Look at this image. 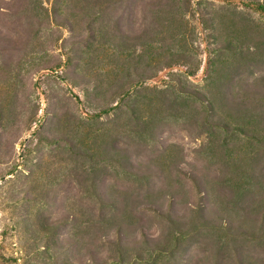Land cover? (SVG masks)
<instances>
[{
  "label": "rangeland",
  "instance_id": "rangeland-1",
  "mask_svg": "<svg viewBox=\"0 0 264 264\" xmlns=\"http://www.w3.org/2000/svg\"><path fill=\"white\" fill-rule=\"evenodd\" d=\"M167 2L109 12L114 46L96 53L85 49L87 31L71 32L59 20L66 15L76 24L78 9L0 0V264H264V243L242 233L239 213L259 198L257 187L238 194L229 185V168L209 153L201 102L156 69L169 59L201 64L193 77L177 70L172 77L204 89L212 33L202 19L223 33L233 20L246 47L255 44L252 27L264 31V17L239 1L201 0L198 12L178 9L172 38L162 40L148 4ZM119 50L147 51L137 72L116 67ZM248 58L241 83L264 86V57ZM139 75L148 80L120 101ZM109 105L118 108L90 115ZM234 117L227 104L221 120ZM191 173L208 190L202 199ZM229 217L230 230L214 229Z\"/></svg>",
  "mask_w": 264,
  "mask_h": 264
},
{
  "label": "trees",
  "instance_id": "trees-1",
  "mask_svg": "<svg viewBox=\"0 0 264 264\" xmlns=\"http://www.w3.org/2000/svg\"><path fill=\"white\" fill-rule=\"evenodd\" d=\"M196 1L198 2L194 5L193 0H168L166 5L160 4L155 5V7L153 3L148 4L153 9V15L160 27V34L164 36L162 40L172 38L170 34L173 33L180 20L176 17L178 9L186 7L199 11V1L201 0ZM218 1L229 3V5L233 4L234 1H239L240 5L264 17V0ZM134 2L141 6L143 0H54L57 7L54 6L53 8L54 10L60 9V4H63L66 5V10L78 9V14L76 10L71 14L74 18H78L76 24L66 15L59 17V20L64 21V25L71 32L74 31L75 27L87 31L85 49L87 52L98 53L107 50V45L111 48L114 46L109 43L110 34L106 31L107 25L104 22L107 14L121 8L124 4L125 7L132 8L136 6ZM202 21L204 28L206 27L205 29L212 33L205 41L203 74L206 77V88H185L176 78L173 79L172 75L175 70L184 72L189 77L195 76L200 70L201 64L188 62L186 58L169 59L164 64L157 66L156 69L158 74H163L164 78L178 84L181 92L201 102L205 111L204 123L211 133L209 153L218 164H224L225 167L229 168L231 172L229 185L235 188L238 194H241L242 191L249 193L253 187H257L255 194L260 195L259 198L253 197L250 202H247L246 209L239 211V213L243 212L246 218L241 231L251 235L253 240L258 243H264V86L243 84L240 77V72L250 67L248 57H262L263 59L264 31L252 27L256 35L255 44L245 47L242 44L243 41L240 40L241 37L236 32L237 24H234L233 20L225 22L227 33L220 32L213 19H202ZM207 22L209 23L208 26H206ZM163 47L167 48V45L162 44ZM92 48L93 50H90ZM168 52L170 53V49ZM115 53L118 69L134 65L135 72H137L138 65L147 51L136 54V52L119 50ZM171 55L175 56L174 54ZM71 62L72 59L69 56L66 66L71 65ZM60 67L58 64L55 66V68ZM50 70L52 71V69ZM147 80V76L139 75L137 81L131 82L129 87L122 92L120 101L129 97L133 89L140 87ZM73 95L81 104L80 98L75 93ZM227 104L237 114V117L231 118L229 122L220 118ZM117 108L118 105L105 106L90 115L94 118H100ZM221 130L228 136L220 137ZM188 178L192 181L201 199L207 195L208 190L207 188L206 191L203 190L197 175L191 173ZM199 207V214L214 225V220L207 215L205 206L199 205ZM214 215L217 219L223 218L220 213H214ZM217 223L219 226L218 228L214 226V229L230 230L233 226L231 217L222 219L221 222Z\"/></svg>",
  "mask_w": 264,
  "mask_h": 264
}]
</instances>
